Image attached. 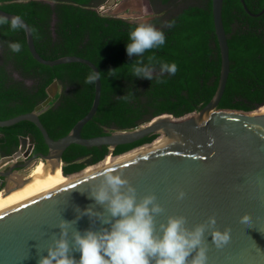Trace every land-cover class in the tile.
Wrapping results in <instances>:
<instances>
[{"label": "water", "instance_id": "water-1", "mask_svg": "<svg viewBox=\"0 0 264 264\" xmlns=\"http://www.w3.org/2000/svg\"><path fill=\"white\" fill-rule=\"evenodd\" d=\"M212 1L222 71L211 103L197 115H164L138 129L92 139L82 132L101 102L97 66L76 56L43 59L29 24L0 9V19L26 31L37 62L50 67L84 64L96 78L91 111L59 140L50 137L40 120L58 93V81L34 112L0 120V128L30 122L42 134L48 154L35 155L27 166L42 160L63 168V156L73 145L112 152L153 135H159L154 143L162 138L139 156L1 212L0 264H264V107L253 113L217 112L231 60L225 0ZM241 2L250 16L264 15V10L251 13ZM21 142L19 157L29 158L34 142L29 147L27 138Z\"/></svg>", "mask_w": 264, "mask_h": 264}, {"label": "trees", "instance_id": "trees-1", "mask_svg": "<svg viewBox=\"0 0 264 264\" xmlns=\"http://www.w3.org/2000/svg\"><path fill=\"white\" fill-rule=\"evenodd\" d=\"M103 1L0 0L1 10L29 24L43 59L76 56L99 69L100 106L82 136L102 137L114 130L138 129L164 115L183 119L203 111L217 93L222 71L213 1L198 0L199 4L187 6L155 31L101 14L97 6ZM245 2L253 14L264 10V0ZM223 22L231 73L217 112H256L264 107V15L252 17L241 0H225ZM55 81L60 91L40 120L50 137L59 140L91 111L95 74L80 63L40 64L29 50L26 31L0 19V120L34 112L47 100ZM0 134L12 146L7 155L18 149L21 137L34 142V153L48 154L42 134L30 122L0 128ZM158 137L118 147L112 152V165L153 149L162 140L154 143ZM110 153L108 147L73 145L63 156L64 176L71 183L108 168Z\"/></svg>", "mask_w": 264, "mask_h": 264}, {"label": "rangeland", "instance_id": "rangeland-1", "mask_svg": "<svg viewBox=\"0 0 264 264\" xmlns=\"http://www.w3.org/2000/svg\"><path fill=\"white\" fill-rule=\"evenodd\" d=\"M196 4H199L198 0H174L168 4H165L163 0H104L97 6V10L105 16L122 18L147 30L155 31L162 29L171 17L187 6ZM32 168L29 173L35 169L32 170Z\"/></svg>", "mask_w": 264, "mask_h": 264}, {"label": "bare ground", "instance_id": "bare-ground-1", "mask_svg": "<svg viewBox=\"0 0 264 264\" xmlns=\"http://www.w3.org/2000/svg\"><path fill=\"white\" fill-rule=\"evenodd\" d=\"M161 142L162 140L154 148H156ZM112 157L113 156H109V167L129 160L118 161L112 165ZM34 168L31 177L27 179V183L24 186L14 190L10 195H4L3 192H0V213L70 183L64 176L63 169L60 166L55 169V163L40 162V164Z\"/></svg>", "mask_w": 264, "mask_h": 264}, {"label": "flooded vegetation", "instance_id": "flooded-vegetation-1", "mask_svg": "<svg viewBox=\"0 0 264 264\" xmlns=\"http://www.w3.org/2000/svg\"><path fill=\"white\" fill-rule=\"evenodd\" d=\"M21 139L22 137L20 138V145L18 149H16L14 153L7 155L6 151H9L12 146L7 145L5 135L0 134V174L4 175L3 177H0V192H3L4 195L8 192L16 190L24 181H27V179L31 177L32 171L31 173H29V171L32 167H35V160L28 166L26 164L35 155L41 154L32 152L29 158H23L22 156L19 157L22 148ZM27 139L29 140V147L32 145V140L29 138Z\"/></svg>", "mask_w": 264, "mask_h": 264}, {"label": "built area", "instance_id": "built-area-1", "mask_svg": "<svg viewBox=\"0 0 264 264\" xmlns=\"http://www.w3.org/2000/svg\"><path fill=\"white\" fill-rule=\"evenodd\" d=\"M118 1H120V0H118Z\"/></svg>", "mask_w": 264, "mask_h": 264}]
</instances>
